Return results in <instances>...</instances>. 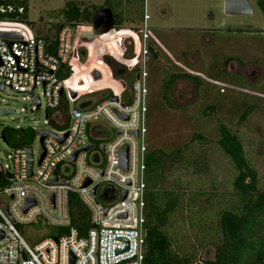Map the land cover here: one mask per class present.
Instances as JSON below:
<instances>
[{
  "label": "built area",
  "instance_id": "1",
  "mask_svg": "<svg viewBox=\"0 0 264 264\" xmlns=\"http://www.w3.org/2000/svg\"><path fill=\"white\" fill-rule=\"evenodd\" d=\"M24 14L23 6H0V35L19 36H0V90L28 94L33 103L38 98L42 107V98L36 96L41 86L46 109L53 112L52 121L65 129L51 132L54 136L44 140L41 164L42 146L38 158L29 146L13 149L8 164L0 156V177L6 181L0 188V264H72V257L74 264H144L149 35L143 31V46L138 33L127 30L135 42L134 53L141 58L142 71L134 72L132 96L125 100L126 83L117 79L99 56L103 45H98L102 46L98 50L99 64L82 75L84 80L80 78L79 66L85 71L86 66L80 64L79 51L87 39L91 40L77 36L81 26L63 25L50 41L34 34L23 21ZM148 19L146 14L144 24ZM111 32L119 34L122 30ZM116 45L119 49L117 40ZM135 67L136 62L128 68L134 71ZM68 71L70 77L62 78ZM95 72L99 79L94 78ZM96 94L101 97L93 102L91 97ZM64 97L67 109L61 114ZM113 132L115 137L111 139ZM90 144L89 151L80 152L74 163L69 161ZM30 149L34 158L32 176ZM123 151L128 152L126 169L121 166ZM55 173L57 181H53ZM30 201L34 204L25 211ZM77 202L87 215L84 234L74 226L79 216ZM34 224L51 227L52 236L28 244L21 230Z\"/></svg>",
  "mask_w": 264,
  "mask_h": 264
},
{
  "label": "rangeland",
  "instance_id": "2",
  "mask_svg": "<svg viewBox=\"0 0 264 264\" xmlns=\"http://www.w3.org/2000/svg\"><path fill=\"white\" fill-rule=\"evenodd\" d=\"M24 1L28 4L26 25L34 34L53 40L64 21L62 11L68 2L100 6L105 0ZM250 2L255 10L254 15L228 16L224 11V0H145V13L149 16L146 24L124 25L129 33L133 27L138 28L136 35L143 46L142 35L146 30L149 35L146 43L154 51L151 58H147L149 96L145 122L149 152H157L160 163L154 173H148L147 177H162L161 188L164 190L217 195L214 198L217 205L210 210L206 207L205 198L196 197L193 202H187L184 195L181 209L167 228L179 246L186 247L201 261L214 259L213 244L220 237L218 223L221 204L232 200L233 186L240 175L232 158L217 142L221 124L241 140L245 160L256 172L258 186L264 191V13L259 0ZM110 23V12L103 11L97 22L79 27L77 36L80 37L81 31L87 29L95 30L100 35L109 33L112 30ZM234 28L258 30L263 34H231L229 30ZM124 37V51L96 39H87L79 51L80 64L86 66V71L79 66L80 78L84 80L82 75L101 60L98 50L102 46L98 45H103L108 51L103 58L107 64L109 60L117 67L127 69L136 62L137 68L134 69L141 72V58L134 53L135 42L129 35ZM134 72L128 70L122 78L127 85L125 100L132 96L136 80ZM170 73L196 76L202 84L197 87L190 80L177 81L171 89V98L176 107L174 110L163 100V82ZM80 83L82 85V81ZM42 93L43 89L39 86L36 96L41 97L43 103L41 108H37L33 97L28 94H15L10 89L0 90V111L7 109L18 113L0 116V156L7 164L13 148L2 139L5 127L31 132L28 146L33 148L36 158L41 150L36 131L57 132L65 129L51 124L47 118L49 111ZM100 97V94H96L91 99L96 102ZM251 105L255 106L254 111L246 121L240 123L241 115ZM211 106L216 108L214 113L206 110ZM74 108H77V103ZM66 109L64 97L61 114ZM105 122L101 120V123ZM198 135L204 140L196 138ZM114 137L113 132L111 139ZM21 232L26 242L33 245L52 236L53 229L34 224L25 226ZM198 235L205 239L202 244L197 239Z\"/></svg>",
  "mask_w": 264,
  "mask_h": 264
},
{
  "label": "trees",
  "instance_id": "3",
  "mask_svg": "<svg viewBox=\"0 0 264 264\" xmlns=\"http://www.w3.org/2000/svg\"><path fill=\"white\" fill-rule=\"evenodd\" d=\"M2 5L23 6L25 8L23 21L27 22L28 4L26 1L0 0V6ZM259 6L264 13V1H259ZM145 7V0H105L100 6L70 1L62 11L64 21L61 26L73 25L77 27L94 24L97 22L100 13L109 11L111 19L110 30H122V32L119 34L117 32H109L100 35L96 40L107 46L117 47L116 37L131 35V33L126 32L124 25L144 22ZM132 30L138 32L137 27H133ZM149 49L151 53L154 52L150 46ZM154 57H156L155 54ZM108 63L112 66L114 76L117 79L123 78L129 70V68L117 67L109 60ZM133 70L139 72L138 69ZM70 73L68 71L62 78L70 77ZM184 79L193 81L197 87L202 85L198 77L190 74L170 73L167 75L163 82V100L170 109H176L171 98V89L177 81ZM254 108L255 106L251 105L245 110L240 117V123L248 119ZM206 110L214 113L216 108L211 106ZM52 115L53 112L49 111L47 118L50 119L51 124L56 125L52 121ZM2 135L6 137L7 143L15 149L28 146L30 141L28 138L31 132L5 127L2 130ZM196 138L204 140L200 135ZM217 142L232 158L240 171V175L236 178L233 186L232 200L228 199L226 204H221L218 223L220 237L213 244L215 248L214 259L197 260L193 252L190 253L186 247L179 246L177 239L169 235L167 228L171 219L181 209V198L184 195L187 198V202H193L196 197L205 198L208 210L217 205L214 203V198L217 195H214L215 193L208 194L207 192L195 195L193 193H179L175 190H164V188H161L162 177H147V239L144 264H264V191H261L258 186L256 172L250 168L245 160L244 146L237 134L221 124ZM159 163L160 158L157 157V152H149L147 173H154ZM5 185V178L1 176L0 188ZM76 208L79 216L74 221V226L78 227L81 233L84 234L88 228L85 222L87 215L79 202L76 203ZM197 239L200 240L201 244L205 241L199 235Z\"/></svg>",
  "mask_w": 264,
  "mask_h": 264
},
{
  "label": "water",
  "instance_id": "4",
  "mask_svg": "<svg viewBox=\"0 0 264 264\" xmlns=\"http://www.w3.org/2000/svg\"><path fill=\"white\" fill-rule=\"evenodd\" d=\"M224 11H225V14L228 15V16H252L255 14V10H254V7L252 5V3L250 2V0H224ZM81 35H83L84 37H88L89 39H95L97 36H98V33L95 31V30H92V29H87V30H83L81 31ZM1 37H6V38H19L18 35L16 34H1L0 35ZM126 39V37H121L120 39L117 40V44H118V47L124 51V48H123V41ZM108 55V51L105 47H102L100 49V58L103 59L104 56ZM94 78L95 79H99V75L98 73H94ZM138 79V78H137ZM1 88L3 89L4 87L1 86ZM72 96L73 98H76L77 97V94L76 93H72ZM35 106L37 108H40L41 107V103H40V100L38 98H36L35 100ZM12 114H18L12 110H1L0 111V116H8V115H12ZM37 134H39L41 136V139H40V144L42 146V159L40 160L39 164H41L44 156H45V150H44V147H43V143H44V140L46 138H48L49 136H54L53 133L51 132H47V131H38ZM67 137V135H66ZM65 137V138H66ZM65 138L63 140H65ZM2 139L7 142V139L4 135H2ZM62 140V142H63ZM92 148V145H88L87 147H85L84 149L82 150H79L69 161L74 163L75 160H76V157L77 155L80 153V152H87L89 151L90 149ZM127 159H128V152L127 151H123L121 153V166L126 169L127 168ZM33 164H34V158H33V152H32V149L29 150V171H30V176H32V169H33ZM58 178H57V173L54 174L53 176V181H57ZM89 183H86L85 186H88ZM96 192V189L94 190V193ZM126 198V193H125V196H124V199ZM34 203H32V201H30L28 203V205L26 206L25 208V211L28 210ZM72 264H74L75 262V258L72 257Z\"/></svg>",
  "mask_w": 264,
  "mask_h": 264
},
{
  "label": "flooded vegetation",
  "instance_id": "5",
  "mask_svg": "<svg viewBox=\"0 0 264 264\" xmlns=\"http://www.w3.org/2000/svg\"><path fill=\"white\" fill-rule=\"evenodd\" d=\"M259 1H262V0H259ZM229 31H230L231 34H248V33H250V34H256V33L257 34H263L261 32H258V30L256 31V30H253V29H235L234 28V29H230ZM151 56H152V53L150 52V56L149 57L151 58ZM249 68H251V67H249ZM180 74H183V73H180Z\"/></svg>",
  "mask_w": 264,
  "mask_h": 264
},
{
  "label": "bare ground",
  "instance_id": "6",
  "mask_svg": "<svg viewBox=\"0 0 264 264\" xmlns=\"http://www.w3.org/2000/svg\"><path fill=\"white\" fill-rule=\"evenodd\" d=\"M91 40H93V39H91Z\"/></svg>",
  "mask_w": 264,
  "mask_h": 264
},
{
  "label": "crops",
  "instance_id": "7",
  "mask_svg": "<svg viewBox=\"0 0 264 264\" xmlns=\"http://www.w3.org/2000/svg\"><path fill=\"white\" fill-rule=\"evenodd\" d=\"M51 41V40H50Z\"/></svg>",
  "mask_w": 264,
  "mask_h": 264
}]
</instances>
